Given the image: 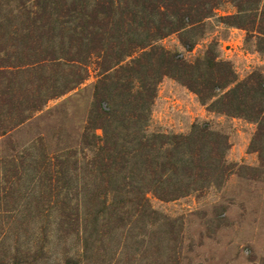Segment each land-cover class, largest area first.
I'll list each match as a JSON object with an SVG mask.
<instances>
[{"label":"trees","instance_id":"1","mask_svg":"<svg viewBox=\"0 0 264 264\" xmlns=\"http://www.w3.org/2000/svg\"><path fill=\"white\" fill-rule=\"evenodd\" d=\"M225 2L236 12L220 22L264 52V0H0V138L83 84L91 65L97 70L78 149L50 155L38 143L0 160L11 173L0 180L22 188L38 181V198L53 204L57 230L78 240L80 260L101 256L114 236L123 246L161 245L156 234L145 237L157 216L149 196L176 200L227 170L228 137L207 125L188 134L150 130L164 77L210 101V111L257 122L252 144L264 137L263 73L239 82L216 42L193 61L160 44L177 33L191 51L196 30Z\"/></svg>","mask_w":264,"mask_h":264},{"label":"rangeland","instance_id":"2","mask_svg":"<svg viewBox=\"0 0 264 264\" xmlns=\"http://www.w3.org/2000/svg\"><path fill=\"white\" fill-rule=\"evenodd\" d=\"M235 12L231 3L221 4L205 27L196 30L191 51L177 33L160 44L193 61L216 42L219 56L233 64L239 82L254 71L264 74V52L256 50V40L247 41L244 30L220 22V16ZM97 75L91 65L83 84L50 100L30 120L1 137L0 160L13 159L38 143L50 155L78 149ZM209 104L171 77L158 85L151 131L188 134L195 125H207L226 135L230 144L224 154L227 170H215L214 179L202 189L171 201L149 196L157 216L149 221L153 226L147 223L144 228L145 237L156 234L164 240L161 245L123 246L114 236L102 242L101 256L80 260V243L57 230L53 204L46 197L38 198V181L28 178L22 188L1 179L0 264H264V137L252 144L257 122L210 111ZM2 168L0 177L6 172L10 178L8 168ZM142 230L139 227L138 232ZM140 254V260L130 259Z\"/></svg>","mask_w":264,"mask_h":264}]
</instances>
